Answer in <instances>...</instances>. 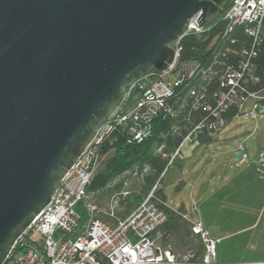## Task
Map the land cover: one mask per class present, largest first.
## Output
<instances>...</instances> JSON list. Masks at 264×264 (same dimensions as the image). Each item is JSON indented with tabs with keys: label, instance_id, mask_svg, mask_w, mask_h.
I'll return each instance as SVG.
<instances>
[{
	"label": "water",
	"instance_id": "obj_1",
	"mask_svg": "<svg viewBox=\"0 0 264 264\" xmlns=\"http://www.w3.org/2000/svg\"><path fill=\"white\" fill-rule=\"evenodd\" d=\"M232 1L0 0V264L127 86Z\"/></svg>",
	"mask_w": 264,
	"mask_h": 264
},
{
	"label": "built area",
	"instance_id": "obj_2",
	"mask_svg": "<svg viewBox=\"0 0 264 264\" xmlns=\"http://www.w3.org/2000/svg\"><path fill=\"white\" fill-rule=\"evenodd\" d=\"M198 15L188 19L184 33L171 43L174 58L167 69L150 71L127 86L124 100L62 177L50 201L15 240L3 264H218V240L210 237L200 221L166 202L163 179L174 162L183 159L186 143L217 139L232 118L264 117V85L257 87L260 76L254 62L264 38V0H233L208 25L198 26ZM217 20L222 27L210 41L212 49L182 57L180 39L189 32L210 29ZM112 137L127 144L152 140L153 155L167 160L142 200L125 216L116 212L130 194L128 190L115 192L108 210L90 203L100 189L88 190V185L103 159L100 149ZM132 166L133 174L139 172L144 181L149 165ZM164 207L189 223L202 245L199 257L191 251L179 256L157 241L155 231L167 218ZM81 212H87L85 220Z\"/></svg>",
	"mask_w": 264,
	"mask_h": 264
},
{
	"label": "rangeland",
	"instance_id": "obj_3",
	"mask_svg": "<svg viewBox=\"0 0 264 264\" xmlns=\"http://www.w3.org/2000/svg\"><path fill=\"white\" fill-rule=\"evenodd\" d=\"M228 134L234 137L232 143L213 144L210 151L208 149L204 150L210 152L209 155L213 156L215 162L214 167L216 170L212 177L207 175L201 184L195 185L190 174L186 172L188 167L186 165L182 168L184 175L178 176L183 178L181 181L176 180L175 182L171 178L174 173H180L177 169L178 163H190L198 157V151L201 150L198 147L197 151L191 153L187 158L177 159L168 169L163 179L167 203L174 206L176 203L183 202L186 205L189 217L203 222L209 231L210 237L218 240L216 244V263L218 264L251 261L252 253L257 252V248L264 244V212H258L256 209L250 212L253 206L256 207L255 204L258 201L251 200L252 187L243 186L240 178V172L246 164L251 162L252 157L257 155L260 149H264V117L234 119L226 127L224 135ZM199 143L197 142L198 146ZM246 143H248L246 148L248 158L245 163L236 165L235 162H238L240 157L236 155L234 148L239 145L245 146ZM190 146L191 144L187 143L183 151L188 152ZM154 149L155 146L152 145L149 154H154ZM112 154L113 151L105 154L98 168ZM222 164H224L223 169H221ZM128 168L124 169L125 174H122L124 171L122 170L99 191H96L90 203L108 210L112 205L111 196L119 190H128L130 194L125 200L131 203L130 206L128 207L124 200L122 207L116 212L117 216H121L125 212H127L125 213L127 215L145 195V192L140 190L143 179L140 178L139 172L134 175L135 167ZM119 174H121L120 179L115 180V177ZM258 175H260V172H256L255 167L252 166L248 179L254 180ZM85 213L87 214V212ZM95 214L102 219L105 218L102 212H96ZM103 220L112 222L109 218ZM154 235L160 244L169 245L179 256L189 252L186 247L178 245L172 236L166 237L165 242L161 243L162 232L158 231ZM194 242L197 244V238H194Z\"/></svg>",
	"mask_w": 264,
	"mask_h": 264
},
{
	"label": "trees",
	"instance_id": "obj_4",
	"mask_svg": "<svg viewBox=\"0 0 264 264\" xmlns=\"http://www.w3.org/2000/svg\"><path fill=\"white\" fill-rule=\"evenodd\" d=\"M221 27L222 23L217 20V23L210 29H205L200 33L189 32L184 35L180 39L181 56L189 57L191 54H196V50H211L212 43H210V41L216 36ZM254 62L255 71L260 76V82L257 87H260L261 85H264V38ZM151 146L152 140L127 144L121 139L114 137L109 138L102 145L100 153L105 155L109 153V151H113V154L105 160L101 167L97 168L91 178L90 184L88 185V190L102 188L116 174L120 173L125 168L131 167L135 163H138L141 168L142 164L145 163L149 165L150 172L145 176L140 190L142 192H147L167 161L166 158L160 155L149 154ZM126 203L128 207L131 204L128 201H126ZM164 209L167 213V218L155 231L162 232L161 243L165 242L166 237L172 236L178 245L186 247L187 251H191L194 253L195 257H199L202 253V245L198 239L197 244L194 242L195 236L191 232L189 223L170 208L164 207ZM179 210L182 211V208H179ZM125 213H122V216H124ZM81 215L82 220H85L87 214L81 212Z\"/></svg>",
	"mask_w": 264,
	"mask_h": 264
},
{
	"label": "crops",
	"instance_id": "obj_5",
	"mask_svg": "<svg viewBox=\"0 0 264 264\" xmlns=\"http://www.w3.org/2000/svg\"><path fill=\"white\" fill-rule=\"evenodd\" d=\"M240 117H245V116H239V117L232 118L231 120H229V122L227 123V125L223 129V131L220 134V136L217 139H215V140H212V141H210L208 143H204V144L203 143H201V144L199 143V146H198L197 143H189V144H191V146L189 147V151L188 152H184L183 148L187 144L186 143L182 147L183 159L187 158V156H189L194 151H197L198 147L201 148V150L198 151L199 155H198V157L195 160L193 159L190 163H188V162L178 163L177 169L180 171V173H174L173 177H171V178H173L175 180V182H176V180L177 181L178 180L181 181L183 178L178 177V176L184 175V171H182V168L185 167L186 165L188 166L186 168L187 169L186 172L188 174H190V176L192 177V181H193V183L195 185L201 184L203 182V179L207 175H209V177H212L213 173H215V170H216L215 167H214L215 162H214L213 156L209 155L210 152H205L204 150L208 149L210 151L212 149L211 146L213 144H218L219 145L221 143H223V144L232 143L234 141V137L229 135V134L228 135H224V132L226 130V127L229 125V123L232 120L240 118ZM248 119H250V118H248ZM247 147H248V143H246L245 146L244 145H239V146L234 148L235 153L238 150L242 151V155L238 156V157H240L239 161L235 162L236 165L245 163L246 159L248 158V153L246 151ZM261 155L264 157V149H260L258 151L257 155L252 157L251 162H248L246 164L245 168H243V170L240 172L241 183L243 184V186L246 185L247 187L248 186L252 187V192H251V197H250L251 200H257L258 201V203L255 204L256 207L251 205L253 207L251 208L250 212H253L255 209L258 212H264V160L260 161V156ZM223 166H224V164H222V168L221 169H223ZM252 166L255 167V171L256 172H260V175H258L256 178H254V180H249L248 179V174H249ZM164 188H165V183H164V187H163V195H164V198H165V200L167 202V198H166V195L164 193ZM172 207L177 208V209H178V207L182 208V211L187 213L186 205L183 202L176 203ZM103 217H105L103 219H107L108 218L107 216H105V214H103ZM201 223L203 224V222H201ZM238 262H264V244L262 246H260L259 248H257V252L252 253L251 261H237V262H234V263H238ZM234 263H232V264H234Z\"/></svg>",
	"mask_w": 264,
	"mask_h": 264
}]
</instances>
